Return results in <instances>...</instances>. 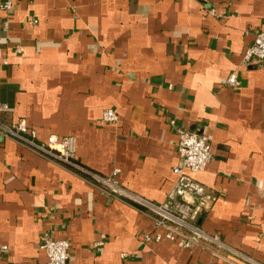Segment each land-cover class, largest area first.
<instances>
[{"label":"crops","instance_id":"0c3cea01","mask_svg":"<svg viewBox=\"0 0 264 264\" xmlns=\"http://www.w3.org/2000/svg\"><path fill=\"white\" fill-rule=\"evenodd\" d=\"M257 30L264 0L0 6V122L74 136L78 163L153 203L176 181L178 128L211 134L194 176L213 197L199 226L220 239L146 241L138 204L0 132V264H49L46 235L70 241L69 264H264V66L244 61Z\"/></svg>","mask_w":264,"mask_h":264},{"label":"built area","instance_id":"2783aa9c","mask_svg":"<svg viewBox=\"0 0 264 264\" xmlns=\"http://www.w3.org/2000/svg\"><path fill=\"white\" fill-rule=\"evenodd\" d=\"M15 0H1L0 6L7 13L11 12ZM212 13L216 11L210 9ZM8 20L5 22L8 27ZM244 61L256 67L264 66V30L254 33L252 43L248 46ZM230 85H239V78L233 72L226 81ZM7 109V105L1 106ZM119 115L113 108L103 111L102 122H117ZM0 132L28 146L37 153L60 162L85 174L101 186H107L113 196H127L141 209L152 215L155 229L146 234V241L169 239L181 247L191 248L199 244L203 236L209 241L220 242L217 234L206 235L199 226V220L212 200L209 188L194 174L206 169L213 158L212 135L197 129L178 128L177 151L180 162L174 167L176 181L162 203H153L143 196L121 188L111 176L101 175L78 163L75 159L76 138L72 135L59 137L51 134L47 140L36 139V131L25 119L8 125L0 122ZM116 174V171L114 172ZM108 189V190H109ZM39 246L47 251L49 264H69L70 241L46 235Z\"/></svg>","mask_w":264,"mask_h":264}]
</instances>
